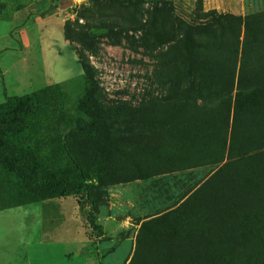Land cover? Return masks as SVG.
I'll return each instance as SVG.
<instances>
[{
  "label": "rangeland",
  "instance_id": "1",
  "mask_svg": "<svg viewBox=\"0 0 264 264\" xmlns=\"http://www.w3.org/2000/svg\"><path fill=\"white\" fill-rule=\"evenodd\" d=\"M162 4L190 26L218 19L200 35L171 32ZM69 22L101 49L87 103L70 83L82 69ZM110 25L138 30L117 44ZM151 71L155 103L126 104ZM43 91L19 145L44 165L41 183L72 175L81 188L0 211V264L264 261V0H0V104ZM76 107L100 119L56 126Z\"/></svg>",
  "mask_w": 264,
  "mask_h": 264
},
{
  "label": "trees",
  "instance_id": "2",
  "mask_svg": "<svg viewBox=\"0 0 264 264\" xmlns=\"http://www.w3.org/2000/svg\"><path fill=\"white\" fill-rule=\"evenodd\" d=\"M201 3V0H198ZM52 9V8H51ZM157 15L163 20L164 28L178 29L179 33L186 34H202L208 29L209 24L217 21L218 16H210L206 13L204 16L211 17L209 22L204 21V24L199 26H190L176 18L167 7V4H162L157 9ZM164 14H163V13ZM166 12V14H165ZM43 14V15H48ZM118 28V29H115ZM111 25L107 27L112 33L109 37L115 43H120L123 39L121 33L127 34L129 31H136V28H126ZM83 25L77 22H69L64 25V40L69 44L72 51L78 58V62L82 69V74L76 80H71L76 89V97L80 103L90 102L100 92V84L93 74L90 58L98 57L100 54L99 42L94 39H88L82 36ZM144 28H141L143 31ZM245 29L248 30L247 24ZM114 30V31H113ZM118 30V31H115ZM140 31V30H139ZM175 31V30H174ZM146 84L139 89L138 93L130 96L125 100L126 104L134 105V107H143L152 105L158 99L159 82L157 76L152 71L145 75ZM59 87V85L55 86ZM188 101L192 102L197 107H202V98L198 97L201 93V88L196 84V80L191 79L186 88ZM47 92L43 91L37 95V102L30 97H6L5 101L0 104V211L22 206L26 203L51 199L55 197H68L76 194V188H81L80 181L74 176L63 179L62 181L43 184L38 180L37 172L44 174V165L37 160H33L30 152L22 149L19 143H23V139L29 133L30 120L36 116V111L40 109L44 102ZM107 99V107L110 103H121ZM200 101V102H198ZM100 105L104 104L103 100H99ZM100 117L87 110L76 107L72 114L59 113L55 118V124L62 127L64 130L74 128L79 121L92 126L95 125ZM236 139H232L231 143H236ZM54 149L59 150L60 140H54ZM225 146V141L223 147ZM61 156H58V159ZM221 158L217 161H220ZM81 191L80 196L84 194ZM244 264H264V261L255 260Z\"/></svg>",
  "mask_w": 264,
  "mask_h": 264
}]
</instances>
